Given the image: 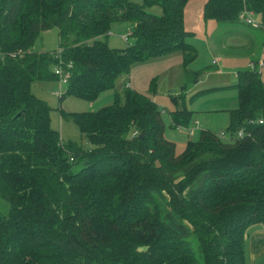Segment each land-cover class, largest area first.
<instances>
[{"label":"trees","instance_id":"16d2710c","mask_svg":"<svg viewBox=\"0 0 264 264\" xmlns=\"http://www.w3.org/2000/svg\"><path fill=\"white\" fill-rule=\"evenodd\" d=\"M187 1L0 0V264H246L247 232L264 223L259 58L238 71L231 139L202 131L180 154L158 105L128 86L96 111L63 112L89 148L61 138L33 91L61 82L58 66L70 73L66 95L90 101L136 61L180 51L187 66L197 56L186 42ZM155 5L160 14L148 12ZM245 8L264 30V0H205L204 16L240 23ZM125 21L135 22L133 43L109 46L103 38ZM52 28L58 49L34 50ZM189 114L172 113V125Z\"/></svg>","mask_w":264,"mask_h":264},{"label":"rangeland","instance_id":"374dc122","mask_svg":"<svg viewBox=\"0 0 264 264\" xmlns=\"http://www.w3.org/2000/svg\"><path fill=\"white\" fill-rule=\"evenodd\" d=\"M131 1L138 5L143 3V0ZM204 5L205 0H188L184 7V26L189 31L186 42L197 49L196 58L187 66L180 51L136 61L129 74L118 79L115 89L102 91L93 101L66 95L67 87L58 79L35 83L33 91L51 107V126L59 131L61 138L89 148L87 138L71 119L63 118V112L96 111L110 105L121 86L131 87L158 105L162 112L164 137L175 145L178 154L185 151L189 141H199L202 131L220 134L227 130L230 111L238 107L235 88L238 71L248 69L251 59L259 58L264 62V30L242 21L216 24L213 19L206 20ZM148 12L160 14L161 8L155 5L148 8ZM254 18L261 21L258 14ZM134 29V21L116 22L103 39L111 47L124 48L133 43ZM58 46L59 32L52 28L40 33L33 49L53 52ZM217 58L221 61L215 63ZM261 72L264 80V66ZM185 111L190 113L186 124L173 126L172 113ZM7 209L0 197V210ZM259 249L258 245L252 247L248 243L246 264H264V249Z\"/></svg>","mask_w":264,"mask_h":264},{"label":"built area","instance_id":"2783aa9c","mask_svg":"<svg viewBox=\"0 0 264 264\" xmlns=\"http://www.w3.org/2000/svg\"><path fill=\"white\" fill-rule=\"evenodd\" d=\"M240 19L245 22L248 25H251L253 27L256 28H260L261 27V23L258 22L257 20H255L254 18V12L248 10L247 8H245V10L240 14ZM125 40L128 41V37H125ZM58 53H61L60 50H58ZM5 53L0 52V56L3 57ZM12 56H14V54H12ZM264 66V62L260 61L259 63V69H261ZM55 74L58 75L61 79L62 83H66L68 82V79L70 78V73L68 71H65L63 68L61 67H56L54 70ZM61 93V92H60ZM260 123H262V120H260ZM244 130L243 129H239L237 132V136L236 138H242L244 136ZM220 138L223 139H231L227 136L226 132L223 131L219 134Z\"/></svg>","mask_w":264,"mask_h":264},{"label":"crops","instance_id":"0c3cea01","mask_svg":"<svg viewBox=\"0 0 264 264\" xmlns=\"http://www.w3.org/2000/svg\"><path fill=\"white\" fill-rule=\"evenodd\" d=\"M216 24H218V22H216ZM220 61L221 60L219 58H217L215 60V63H218ZM249 242H250V245L252 244V247H253V245L254 246L258 245V247H260L259 250H262V248L264 249V223L255 224L249 228L247 235H246L247 245ZM247 245H246V247H247Z\"/></svg>","mask_w":264,"mask_h":264}]
</instances>
